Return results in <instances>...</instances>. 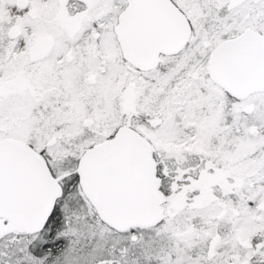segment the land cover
Here are the masks:
<instances>
[{
	"label": "snow or ice",
	"instance_id": "6c2138e0",
	"mask_svg": "<svg viewBox=\"0 0 264 264\" xmlns=\"http://www.w3.org/2000/svg\"><path fill=\"white\" fill-rule=\"evenodd\" d=\"M0 264H264V0H0Z\"/></svg>",
	"mask_w": 264,
	"mask_h": 264
}]
</instances>
